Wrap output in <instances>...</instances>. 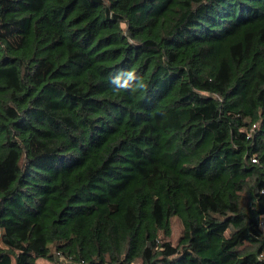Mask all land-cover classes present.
Segmentation results:
<instances>
[{
  "label": "trees",
  "instance_id": "16d2710c",
  "mask_svg": "<svg viewBox=\"0 0 264 264\" xmlns=\"http://www.w3.org/2000/svg\"><path fill=\"white\" fill-rule=\"evenodd\" d=\"M263 187L264 0H0V264H264Z\"/></svg>",
  "mask_w": 264,
  "mask_h": 264
},
{
  "label": "clouds",
  "instance_id": "9594fccd",
  "mask_svg": "<svg viewBox=\"0 0 264 264\" xmlns=\"http://www.w3.org/2000/svg\"><path fill=\"white\" fill-rule=\"evenodd\" d=\"M137 77L138 75L134 70L122 71L121 73L117 74L115 77L112 78L111 82L113 84V91L119 93L132 89L133 87L131 82L137 80ZM135 87H145L141 77H139V80L137 81Z\"/></svg>",
  "mask_w": 264,
  "mask_h": 264
},
{
  "label": "rangeland",
  "instance_id": "374dc122",
  "mask_svg": "<svg viewBox=\"0 0 264 264\" xmlns=\"http://www.w3.org/2000/svg\"><path fill=\"white\" fill-rule=\"evenodd\" d=\"M20 232H23L22 229H20ZM182 232V223L178 218L173 219V242L176 243L180 234ZM39 264H49L47 260L40 259Z\"/></svg>",
  "mask_w": 264,
  "mask_h": 264
},
{
  "label": "built area",
  "instance_id": "2783aa9c",
  "mask_svg": "<svg viewBox=\"0 0 264 264\" xmlns=\"http://www.w3.org/2000/svg\"><path fill=\"white\" fill-rule=\"evenodd\" d=\"M262 192L264 193V187H263V189H262ZM260 225H261V227L264 229V214H263L262 219H261V221H260Z\"/></svg>",
  "mask_w": 264,
  "mask_h": 264
}]
</instances>
